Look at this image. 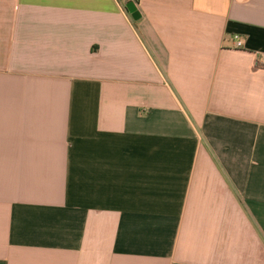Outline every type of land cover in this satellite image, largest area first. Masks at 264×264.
<instances>
[{"label": "crops", "instance_id": "1", "mask_svg": "<svg viewBox=\"0 0 264 264\" xmlns=\"http://www.w3.org/2000/svg\"><path fill=\"white\" fill-rule=\"evenodd\" d=\"M0 264H264V0H0Z\"/></svg>", "mask_w": 264, "mask_h": 264}, {"label": "built area", "instance_id": "2", "mask_svg": "<svg viewBox=\"0 0 264 264\" xmlns=\"http://www.w3.org/2000/svg\"><path fill=\"white\" fill-rule=\"evenodd\" d=\"M234 43H235V48H241L242 47V42L240 41L238 36H234Z\"/></svg>", "mask_w": 264, "mask_h": 264}]
</instances>
